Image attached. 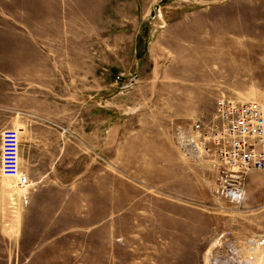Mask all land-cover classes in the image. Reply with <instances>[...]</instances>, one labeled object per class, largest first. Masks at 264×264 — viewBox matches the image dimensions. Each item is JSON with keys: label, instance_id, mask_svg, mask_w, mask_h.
I'll return each mask as SVG.
<instances>
[{"label": "rangeland", "instance_id": "1", "mask_svg": "<svg viewBox=\"0 0 264 264\" xmlns=\"http://www.w3.org/2000/svg\"><path fill=\"white\" fill-rule=\"evenodd\" d=\"M26 1L0 0L10 105L20 50L56 63L58 141L76 142L82 125L88 154L76 163L61 144L48 155L41 137L28 150L14 125L29 183L1 177L0 234L20 245L0 244V264H264V246L246 245L264 238V170L227 202L215 193L219 170L186 158L177 140L222 97L264 105V0H89L46 21L21 15Z\"/></svg>", "mask_w": 264, "mask_h": 264}, {"label": "built area", "instance_id": "2", "mask_svg": "<svg viewBox=\"0 0 264 264\" xmlns=\"http://www.w3.org/2000/svg\"><path fill=\"white\" fill-rule=\"evenodd\" d=\"M177 140L186 158L207 160L219 170L216 195L238 204L244 198L249 172L264 170V105L222 97L211 119H199L188 127L179 128ZM20 155L18 132L5 130L1 174L19 177L21 184L27 187L29 179L22 174ZM249 244L264 246V238L250 240Z\"/></svg>", "mask_w": 264, "mask_h": 264}, {"label": "crops", "instance_id": "3", "mask_svg": "<svg viewBox=\"0 0 264 264\" xmlns=\"http://www.w3.org/2000/svg\"><path fill=\"white\" fill-rule=\"evenodd\" d=\"M25 1V0H24ZM89 0H68L65 5H51L56 4L55 0H32V2L26 1L24 4L31 5V7H25L22 3H20V14H24L26 18H30L29 15L36 17L37 20H52L53 17L61 19V14L66 16L67 12L72 13L73 5H81L89 4ZM98 3V2H91ZM83 8H81L82 11ZM28 13V14H25ZM60 14V16H59ZM41 15H44L42 17ZM58 15V17H57ZM67 18V16L65 17ZM20 19H23L20 16ZM72 19V15L68 18ZM35 35V33H33ZM66 35H71V33H65ZM15 62L9 61H0V72L10 73L14 69ZM16 63L15 65H18ZM56 63L45 62V61H36L33 59H28L24 55V51L20 50V95L17 90V100L16 103L10 105L9 101V91L10 84L14 83V79L8 77L0 76V183L2 180L1 174V150H2V134L5 130L13 129L14 125L19 129L21 137L23 140L28 139L27 149L31 150L38 149L40 147L36 144L37 139L41 137L44 142L40 143V145H45L44 147L47 150L48 155H52L53 152L56 153V150L59 145L63 144L64 147V155L69 157H74L76 159V163L80 162L82 164L83 154L84 157H87L88 151V136L87 133L84 132L83 127L81 125L80 129H76L75 132L77 134L76 142L73 141H58V136H62L64 134V128H60L58 130V119L57 113L51 114L50 107L51 104L49 102L50 94L55 93L56 91ZM39 69H47V72H44L43 75L47 76L42 77L45 81H48L44 87H40L38 85L39 75H42L38 70ZM52 75V78H51ZM52 79V82H51ZM42 90V97L39 100L38 92ZM46 93L49 95L46 98ZM18 131V130H17ZM18 131V132H19ZM84 135V140H83ZM20 137V140H21ZM71 151L67 153V151ZM72 153V154H71ZM35 152H33L32 161L35 162ZM27 171V170H26ZM30 173V172H29ZM30 175V179L33 180L32 174ZM250 182V180H249ZM5 196L4 190L0 184V230L4 229V223L2 221V202ZM250 213V212H247ZM253 213V212H252ZM259 214L255 213L254 215ZM261 215V214H259ZM250 217V216H249ZM18 236V235H17ZM3 237L0 234V244H13L20 245V240L18 237ZM255 236V237H254ZM259 236V237H258ZM252 239L260 238V234L251 235ZM8 238L10 240H8ZM246 242V245L249 244V238ZM8 253H6L7 257ZM5 258L0 254V260Z\"/></svg>", "mask_w": 264, "mask_h": 264}, {"label": "water", "instance_id": "4", "mask_svg": "<svg viewBox=\"0 0 264 264\" xmlns=\"http://www.w3.org/2000/svg\"><path fill=\"white\" fill-rule=\"evenodd\" d=\"M158 10H159V7L156 8V11H158ZM157 13H158V14H156V13H153V14H152V18H153V19L156 18V15L158 16V18H161L162 15H161L160 11H158Z\"/></svg>", "mask_w": 264, "mask_h": 264}, {"label": "bare ground", "instance_id": "5", "mask_svg": "<svg viewBox=\"0 0 264 264\" xmlns=\"http://www.w3.org/2000/svg\"><path fill=\"white\" fill-rule=\"evenodd\" d=\"M253 171H256V170H253ZM253 171H251V172H253ZM251 172H249V174L247 175L246 178H248V176L250 175ZM246 180H247V179H246ZM19 184H20L22 187L26 188V186H24L23 184H21V181L19 182ZM216 188H217V186H216ZM215 191H216V189H215Z\"/></svg>", "mask_w": 264, "mask_h": 264}]
</instances>
